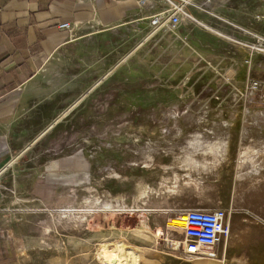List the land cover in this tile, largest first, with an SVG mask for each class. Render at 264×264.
I'll return each instance as SVG.
<instances>
[{"label": "rangeland", "instance_id": "obj_1", "mask_svg": "<svg viewBox=\"0 0 264 264\" xmlns=\"http://www.w3.org/2000/svg\"><path fill=\"white\" fill-rule=\"evenodd\" d=\"M240 27L198 56L165 49L176 29L135 58L99 40L91 85L0 172V264H264V43ZM216 209L224 260H187L169 220Z\"/></svg>", "mask_w": 264, "mask_h": 264}, {"label": "crops", "instance_id": "obj_2", "mask_svg": "<svg viewBox=\"0 0 264 264\" xmlns=\"http://www.w3.org/2000/svg\"><path fill=\"white\" fill-rule=\"evenodd\" d=\"M169 1L183 13L166 50L198 56L240 26L264 43V0H0V172L74 103L76 85H91L99 40L113 37L129 58L150 51L166 33L150 22L169 14Z\"/></svg>", "mask_w": 264, "mask_h": 264}, {"label": "built area", "instance_id": "obj_3", "mask_svg": "<svg viewBox=\"0 0 264 264\" xmlns=\"http://www.w3.org/2000/svg\"><path fill=\"white\" fill-rule=\"evenodd\" d=\"M170 2V1H169ZM183 13L180 4L170 2V11L166 17H156L150 25L154 29L168 28L175 30L180 22ZM60 29H68L69 25L64 24ZM261 86L254 82L252 89ZM185 217L184 225L172 227L173 230L180 231L184 238L183 242L177 244L181 246L182 253L187 260L199 261H223L218 258V251L225 247L231 235L230 217L231 214L226 210H191L183 214ZM179 215L177 218L180 219Z\"/></svg>", "mask_w": 264, "mask_h": 264}, {"label": "bare ground", "instance_id": "obj_4", "mask_svg": "<svg viewBox=\"0 0 264 264\" xmlns=\"http://www.w3.org/2000/svg\"><path fill=\"white\" fill-rule=\"evenodd\" d=\"M218 149L219 148H217L216 151L213 150L212 148L209 149V150L212 153H216V152H218ZM184 220H185L184 215H181L180 216V219H178L177 217L176 218H173V219L169 220V226H172V227H181L182 225H184L183 224L184 223ZM102 256H103V259H104L103 264H128V262H126V261L122 262V261H120L119 258H117V257L115 258V255L113 253H109L106 250V248H103L102 249ZM113 258H115L117 260L116 261H113ZM135 259H136L135 256L131 253L130 254V260L132 261V264L135 263Z\"/></svg>", "mask_w": 264, "mask_h": 264}]
</instances>
